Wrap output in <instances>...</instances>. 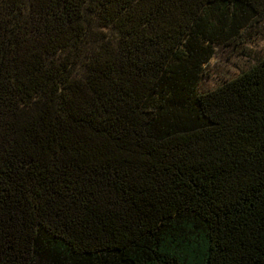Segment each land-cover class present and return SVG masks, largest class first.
<instances>
[{"label":"trees","instance_id":"16d2710c","mask_svg":"<svg viewBox=\"0 0 264 264\" xmlns=\"http://www.w3.org/2000/svg\"><path fill=\"white\" fill-rule=\"evenodd\" d=\"M264 0H0V264H264V52L199 89Z\"/></svg>","mask_w":264,"mask_h":264},{"label":"rangeland","instance_id":"374dc122","mask_svg":"<svg viewBox=\"0 0 264 264\" xmlns=\"http://www.w3.org/2000/svg\"><path fill=\"white\" fill-rule=\"evenodd\" d=\"M264 52V19L244 31L239 41L215 47L203 67L198 81L199 89L210 88L246 68Z\"/></svg>","mask_w":264,"mask_h":264}]
</instances>
